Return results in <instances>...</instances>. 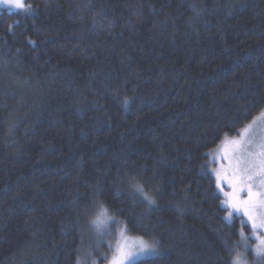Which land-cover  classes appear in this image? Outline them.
Returning a JSON list of instances; mask_svg holds the SVG:
<instances>
[{
	"label": "trees",
	"instance_id": "16d2710c",
	"mask_svg": "<svg viewBox=\"0 0 264 264\" xmlns=\"http://www.w3.org/2000/svg\"><path fill=\"white\" fill-rule=\"evenodd\" d=\"M28 5L0 9V264H77L100 204L159 239L138 264H230L251 230L207 154L264 110V0Z\"/></svg>",
	"mask_w": 264,
	"mask_h": 264
},
{
	"label": "snow or ice",
	"instance_id": "6c2138e0",
	"mask_svg": "<svg viewBox=\"0 0 264 264\" xmlns=\"http://www.w3.org/2000/svg\"><path fill=\"white\" fill-rule=\"evenodd\" d=\"M0 4L13 6L15 9L25 13L32 11L31 5L25 6V0H0ZM9 25V29H11ZM127 103V98L125 99ZM264 124V110L257 117L247 124L243 129L239 130L236 138L227 141L231 146V156L226 152V158L229 159V169H225V173L231 171V177L226 174L221 175L218 170L216 172L217 188L223 191V184L226 182L232 189L231 192H225L227 199L222 202L226 209H230L225 216L226 221H231L234 213L243 210L247 221H242V227L247 224L251 225L252 236L255 237L257 243L249 245L248 241L252 238L243 231L240 232L241 241L245 250L251 248L256 257L264 259V128L258 125ZM128 185L134 193H138L143 197L144 201L150 207L155 204V200L148 195L144 186L134 178L128 180ZM247 192L246 199H239L241 192ZM95 229L99 240L111 234V225L113 223H121L116 220L115 214H109V209L103 204L99 205V211L90 221ZM131 231L126 222L120 229L122 241L118 242L113 249L109 244V249L113 251L108 264H138L139 258L147 254H156L159 251L160 241L156 237L145 239L140 236L133 244H129L126 233ZM137 249V250H134ZM230 253L232 249L229 250ZM91 255V252L88 253ZM105 259H108L105 257ZM77 264H81L80 257L77 258ZM96 264V260L92 261ZM230 264H247L243 259V254L239 251L235 256L231 257Z\"/></svg>",
	"mask_w": 264,
	"mask_h": 264
},
{
	"label": "rangeland",
	"instance_id": "374dc122",
	"mask_svg": "<svg viewBox=\"0 0 264 264\" xmlns=\"http://www.w3.org/2000/svg\"><path fill=\"white\" fill-rule=\"evenodd\" d=\"M3 8L9 11H12V12L18 11V9H15L13 6H10L7 4H0V9H3ZM258 127L264 128V124H260L258 125ZM237 136L232 137L231 139L236 138ZM231 139L226 138L224 141L221 142V144L217 148L211 150V152L207 154L208 162L210 163V173L214 177L216 187H217L216 172L218 170L221 172L222 176L226 174L229 178L231 177L230 170L227 173H225L224 171L225 169L230 168L229 159L226 158V152L228 153V156H231V152H230L231 146L227 143V141H230ZM222 187H223V191H221L218 188H217V191L219 195H221L222 202H223L227 199L224 193L231 192L232 189L228 186L226 182L223 184ZM246 197H247V192L244 191L239 194L238 198L243 200V199H246ZM229 210L230 209H227V212ZM234 217H240L242 221H247V217L244 216L243 210H241L239 213H234L232 220ZM247 225L248 227H250V230H251V225L250 224H247ZM122 227L123 225L121 223H113L111 225V234L109 236L103 237V239L99 240V243H98L97 233L95 229L93 228V226L90 224L89 231H90V234L92 235H90V240L87 241V246H88L87 250L93 249L94 253L92 252L91 255H88V253L86 252V254L83 256L81 260V264H92V261L94 259L96 260V264H108V260H110L111 256L113 255V251L109 249V244H111L114 249L117 243L122 241V237L120 236V229ZM248 235L252 237L248 241V244L255 245L257 241L255 240V237L252 236V232H250ZM126 236H127V240L129 244H133L138 238L137 236L132 237L128 233H126ZM134 250H137V249H134ZM240 250H241L240 253L243 254V259L246 260L247 264H264V259L256 257L255 254L251 251V248H249L248 250H245V247L242 241L240 242ZM249 254H251V257L248 258ZM158 255H159V251L156 254L144 255L140 257L139 260L146 259L148 257L158 256ZM105 257H107L108 259H105Z\"/></svg>",
	"mask_w": 264,
	"mask_h": 264
}]
</instances>
